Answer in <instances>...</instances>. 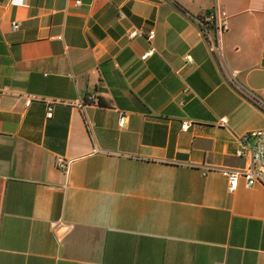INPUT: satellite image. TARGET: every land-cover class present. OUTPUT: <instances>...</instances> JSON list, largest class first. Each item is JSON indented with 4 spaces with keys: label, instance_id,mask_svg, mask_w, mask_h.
<instances>
[{
    "label": "crops",
    "instance_id": "0c3cea01",
    "mask_svg": "<svg viewBox=\"0 0 264 264\" xmlns=\"http://www.w3.org/2000/svg\"><path fill=\"white\" fill-rule=\"evenodd\" d=\"M250 92L264 0H0V264H264V187L219 171L264 130Z\"/></svg>",
    "mask_w": 264,
    "mask_h": 264
},
{
    "label": "built area",
    "instance_id": "2783aa9c",
    "mask_svg": "<svg viewBox=\"0 0 264 264\" xmlns=\"http://www.w3.org/2000/svg\"><path fill=\"white\" fill-rule=\"evenodd\" d=\"M80 3L77 2L76 5ZM123 18L124 15L121 14ZM199 30L198 35L206 43L212 55L222 60L224 58L223 50V38L228 31V15L225 11H209L201 18L197 20ZM13 31L18 28L16 23L11 25ZM139 33L137 30L128 32L129 39L134 38ZM155 36L154 30H151L147 34V40L151 42ZM153 52V48H150L141 57V61H145L149 55ZM185 64H191L192 58L190 55L185 56ZM190 93L189 87H185L182 91L183 95ZM247 97L259 108L264 111V97H261L255 93H247ZM31 98L25 100V105L28 106L31 103ZM93 100V97H90ZM79 107H83L81 103H78ZM52 108L48 107L47 117H51ZM123 119L120 121V125H123ZM189 122H183L181 125L182 131H186L189 127ZM227 119L221 118L218 121L219 126H226ZM236 156L245 161L244 166L239 169H220L219 171L226 177L228 181V189L234 191L238 182L243 179L247 187H253L260 185L264 187V130H256L246 133L239 140V148L236 151ZM68 162L63 159L56 160V166L63 172H67Z\"/></svg>",
    "mask_w": 264,
    "mask_h": 264
}]
</instances>
